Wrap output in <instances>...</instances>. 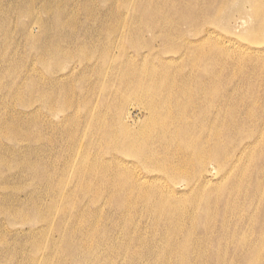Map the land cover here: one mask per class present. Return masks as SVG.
Listing matches in <instances>:
<instances>
[{
  "label": "rangeland",
  "instance_id": "1",
  "mask_svg": "<svg viewBox=\"0 0 264 264\" xmlns=\"http://www.w3.org/2000/svg\"><path fill=\"white\" fill-rule=\"evenodd\" d=\"M156 3L160 36L148 24L159 18L147 10ZM186 4L196 7V20L180 21L172 0H0V264H52L66 226L96 218L95 204L78 190L79 162L85 150L99 152L90 144L98 120L116 126L117 118L139 134L129 144L148 141L158 151L160 168L143 150L121 151L114 162L169 201L160 207L191 232L178 229L170 240L159 224V240L151 237V216L136 217L143 238L151 237L147 259L264 263V0H220L206 19L201 0ZM165 27L170 39L161 36ZM207 78L218 96L190 99ZM126 80L160 85V107L146 88L122 92ZM113 89L115 103L123 101L117 111ZM106 198L98 203L100 221L120 222L122 236L120 210ZM200 211L202 227L195 224ZM131 253L110 258L128 264Z\"/></svg>",
  "mask_w": 264,
  "mask_h": 264
},
{
  "label": "bare ground",
  "instance_id": "2",
  "mask_svg": "<svg viewBox=\"0 0 264 264\" xmlns=\"http://www.w3.org/2000/svg\"><path fill=\"white\" fill-rule=\"evenodd\" d=\"M147 1H149V0H147ZM235 1L237 2L239 0H235ZM201 2H203V5L201 7V10L204 11V17L203 18L206 19L207 18L206 11L208 12V10L211 7H214L216 9L220 0H201ZM86 8L89 9L88 4H86ZM172 8L179 10L177 15L180 16V19H179L180 21L184 22V21H188V20H190V21L196 20V16H193L196 7L195 6L188 7L186 4V0H172ZM3 9H1L2 12L4 11ZM147 10L150 12V14H155V15L159 16V18L153 17L154 19H158V20L148 19V24H149V26H151V28L153 30L159 31V36H160V4L156 3L152 8L147 7ZM255 10L256 9H254V15L256 16V19H259V17H257V15L255 13ZM89 12H91V14L94 15L91 10H89ZM89 12H88V14H89ZM111 12H113L112 9H111ZM97 15L100 16L98 13H97ZM89 16H90V14H89ZM209 17H210V15H209ZM93 18H95V17H93ZM100 18H102V17H100ZM100 18H97V19L95 18V19L99 20ZM59 19L60 18H58V20ZM70 21H68V22H70ZM71 22H73L71 24H74V21H71ZM95 23H97V22H95ZM71 24H69L68 26L70 27ZM101 25H102V22L100 23V26ZM258 25H259V20L256 23V27ZM94 27H95V24H94ZM96 30L99 31L100 29L97 28ZM168 32H169V29L167 27H165V30H161V36L163 38L170 39V37L168 36ZM88 51H90V50H88ZM194 57L200 58V57L195 56V55H194ZM56 59H58V58H56ZM202 70L205 71V68H202ZM207 73H209V69H208ZM46 74H47V72H46ZM127 74H133V73L128 72ZM149 74L151 76H154L156 73H154V70H152L149 72ZM8 75H9V73H8ZM159 77H160V75H159ZM180 84L186 85V81H181ZM40 85H41V83H40ZM26 86L28 87L27 84H26ZM129 86H131V87L140 86L141 89L146 88L148 90H151L152 93L154 94L153 104L156 107H160V88H159L160 85L157 86L156 83H151V82H149L147 84H142L139 82L133 83L132 81L126 80V81H124L123 86L121 88L122 92L125 93L129 89ZM197 87H198V89L196 90V92H194V94L192 92L188 93L190 99H196V98L202 99V97H204V96H206L205 98H208L212 93L217 94L216 91L213 90L212 87L209 86V78L199 80L196 88ZM56 88H57V86H56ZM109 88L110 87H108V89ZM29 90H31V89H29ZM43 90H45V89H43ZM93 91H94V88L91 90L92 94H93ZM12 92H14V91L12 90ZM21 92H22V90H21ZM33 92H34V90H33ZM33 92H32V94H33ZM48 92L51 93V91H48ZM24 93H25V90H24ZM60 93H61V91H60ZM60 93L58 94V96L60 95ZM17 94H18V92H17ZM32 94H30V95H32ZM109 94H110L112 105H113V106H111V109H113L114 111L119 110L122 107L123 101L120 100L118 103H115L116 92L114 91V89H113V93L110 92ZM56 95H57V93H56ZM53 96H55V95H53ZM217 96H218V94H217ZM32 97H34V96H32ZM40 98H43V97H40ZM51 98H54V97L51 96ZM37 99H38V97H37ZM16 100H18V99L16 98ZM30 102H31V99H30ZM32 103H34V102H32ZM59 104H60V101H59ZM26 105H27V103H26ZM55 110H56V108H55ZM0 112H1V110H0ZM27 115H28V113H27ZM68 116H69V114H68ZM22 117H24V116H22ZM67 119H69V118L67 117L66 121H68ZM126 119H127V122H131L129 120V117H127ZM181 119L182 120L185 119L184 113L181 115ZM4 120H6V119H4ZM30 121H31V119H30ZM217 122L219 123L220 119H217ZM217 124L215 125V128H216ZM95 125H97V127L95 128V131L91 132L93 139L91 140L90 144L92 142H94L95 143L94 148H96V149L98 148L99 152H97L96 150H93V149L92 150H85L84 155H83L82 159L80 160L79 167H78V171H79L78 180H80L78 190L81 191V193H83L84 195H86V194L89 195L88 201H90V204H95V206H92L93 208L90 210H92V213L96 215V218L93 221H89V222L88 221L83 222V221L78 219L77 223L67 225L66 229H64L65 233L63 235V239H62L61 243L59 244V246L56 248L57 251L54 253L53 258L51 260H49V262L51 261L52 264H65V263H67V264H115V262L110 258V255H113V254H130L133 251L131 253L132 256L130 257V259H128L130 261V262H128V264H160V258H157L153 261H150L149 259H147L149 251L153 250V245L149 241L150 238L159 236L158 239L160 240V233H158V225L162 224V226H163L162 229L167 230L165 232V235L168 236L167 239H170V240H171V235L173 233H176V235H177L178 229L180 231L186 230L188 233V229L190 232V228H188L186 224L180 225L176 220H173L171 218L169 211L163 210L160 207V204H163V205L169 207L170 206V203H168L169 201H167L166 199L160 198V197L151 196L149 194V191L145 190L141 185H138L136 183V181H135L136 177L133 175L132 172H129L127 174L123 173L119 169V167L116 165V163L114 162V160L112 158L113 156H114V158H119V156H120L119 153L121 151L130 150L132 152H139V151L143 150V151L149 153V155H152L151 161L154 162V165L156 167L160 168V163L158 162V160L160 158V154L158 153V151L154 152L152 148H149L148 141H146L144 143L139 142L138 146L133 145V144H129L133 139L137 138L139 136V134H136L135 132H130L127 129L126 123H124L120 118L119 119L117 118L116 126L110 125L109 122L99 121V120H98V124H95ZM187 127H188V125H187ZM41 133H42V131H41ZM85 133H86V130H85L84 134ZM43 134L44 133H42V135ZM10 136H11V134H10ZM227 136L229 137V135H227ZM73 137H74V135L71 136V138H73ZM10 139H11V137H10ZM29 141H28V143H29ZM193 144L195 146L197 153L200 152L199 145H197V143H195V142H193ZM214 147L218 151L221 150V148H222L218 142L214 143ZM101 154H106V155L110 154V158L104 159L101 156L99 157V155H101ZM20 155H22V154H20ZM40 157H43V156L40 155ZM58 157H60V156H58ZM45 158H46V156H45ZM22 160H23V158H22ZM45 161H46V159H45ZM20 163H21V159H20ZM16 164H17V162H16ZM53 164H55V163L53 162ZM22 166H24V165H22ZM16 168H18V167H16ZM52 174H54V173L52 172ZM45 175H47V174L45 173ZM106 196H107V198H106ZM105 198L108 200V204H110L112 206L114 205L116 208H118L120 210V212L118 211L117 219L116 218L115 219L123 221L122 236H119L117 234V231H116L119 228L118 226H119L120 222H112L108 226V225L103 224L100 221L102 218V215L99 214V211H101V210H98V203L100 201L104 200ZM80 211H79V213H77L78 217L79 216L80 217L85 216L86 213L84 212V210L82 209ZM145 215H150L151 219H152V233H151V237L148 239V241L143 238V236L141 234L140 225L135 223V221H134V219L136 217L143 218ZM202 215H203V211H200L195 216V219H196L195 224L197 226L198 225L199 226L204 225L203 222H201L200 224L197 222L200 219V216H202ZM131 221L134 223V225L130 224ZM73 222H75V221H73ZM190 233H188V234H190ZM102 239H103V241H100ZM142 240H143V242H141ZM181 245L182 244H181L180 240L177 241L176 247L181 249ZM158 250L160 253V247ZM182 250H183L182 253L187 252L188 246H185ZM182 253L179 252L178 255H180ZM255 255L256 254H254V256ZM249 259L250 258H248V261H249L248 264H251ZM226 261H228V260H226ZM252 261H253V258H252Z\"/></svg>",
  "mask_w": 264,
  "mask_h": 264
}]
</instances>
